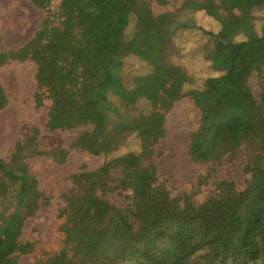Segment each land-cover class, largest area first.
Listing matches in <instances>:
<instances>
[{"label":"trees","instance_id":"1","mask_svg":"<svg viewBox=\"0 0 264 264\" xmlns=\"http://www.w3.org/2000/svg\"><path fill=\"white\" fill-rule=\"evenodd\" d=\"M49 1L31 0L40 8ZM255 8L264 9V0H184L178 15H154L144 0H60L59 28L43 27L20 47L0 50V66L14 59L36 63L33 100L43 105L49 99L45 127L89 125L76 146L103 155L98 170L119 169V186L128 191L123 209L93 192L73 202L63 223L64 245L42 264H264V83L258 100L247 84L264 62V16L258 25ZM198 13L212 20V31L199 24ZM204 39L211 48H204L199 70L175 62L190 41ZM128 58L139 61L137 71H128ZM185 95L199 111L188 145L193 160L232 158L250 136L261 145L258 160L244 167L249 177L243 190L222 181L221 195L195 209L156 182L150 160L165 132L160 109ZM113 99L148 109L129 124L115 123L106 135L104 105ZM5 104L0 86V108ZM22 152L16 143L10 161H0L16 200L1 212L0 264H17L16 254L30 250L17 237L41 199ZM50 155L61 163L65 152ZM253 195L245 215L242 206Z\"/></svg>","mask_w":264,"mask_h":264},{"label":"rangeland","instance_id":"2","mask_svg":"<svg viewBox=\"0 0 264 264\" xmlns=\"http://www.w3.org/2000/svg\"><path fill=\"white\" fill-rule=\"evenodd\" d=\"M144 1L154 15L164 12L178 15L184 0ZM253 14L259 25L264 9L255 8ZM61 21L60 0H51L43 8L31 0H0V50L18 48L43 27L59 28ZM197 21L208 31L214 29L212 20L201 13L197 14ZM192 41L189 49L187 46L186 52L175 62L188 71H197L202 67L204 48L210 49L211 42L209 39ZM126 62L130 73L140 67L138 60L128 58ZM36 71V63L31 59L9 60L0 66V86L6 97L5 106L0 108V161L8 163L16 143L23 144L22 160L36 178L41 192L38 208L24 219L17 237L18 241L29 243L31 247L23 253L16 252L17 264H42L46 256L63 247L65 214L73 202H80L87 193L101 196L115 208L123 209L129 203L128 191L119 186L120 170H110L107 174L99 171L105 157L76 146L77 138L90 129L89 125L53 131L45 127L49 99H44L43 105H36L33 100L37 88ZM262 83L264 62L247 79L256 100L262 91ZM167 105L160 109L165 132L152 146L150 159L155 167L156 182L163 183L170 197L179 204L194 209L218 198L222 193L219 187L222 181L232 182L236 190H243L249 177L244 167L254 164L260 156L259 138H247L232 158L214 163L197 162L188 154V145L199 124L198 109L188 95ZM147 109L148 105L143 102L123 106L113 99L110 104H105L106 135L112 133L115 123L129 124ZM57 150L65 152L61 163L50 155ZM7 182L0 173V218L4 215L1 213L3 208L10 211L16 201ZM254 201L255 195L243 204L245 215L251 211ZM203 252L194 254L196 261L202 260L198 255Z\"/></svg>","mask_w":264,"mask_h":264}]
</instances>
